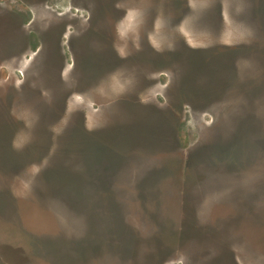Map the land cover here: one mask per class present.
Wrapping results in <instances>:
<instances>
[{"label": "rangeland", "instance_id": "obj_1", "mask_svg": "<svg viewBox=\"0 0 264 264\" xmlns=\"http://www.w3.org/2000/svg\"><path fill=\"white\" fill-rule=\"evenodd\" d=\"M0 264H264V0H0Z\"/></svg>", "mask_w": 264, "mask_h": 264}]
</instances>
